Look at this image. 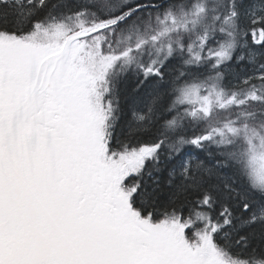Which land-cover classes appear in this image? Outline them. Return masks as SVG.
Segmentation results:
<instances>
[{
  "label": "snow or ice",
  "instance_id": "obj_1",
  "mask_svg": "<svg viewBox=\"0 0 264 264\" xmlns=\"http://www.w3.org/2000/svg\"><path fill=\"white\" fill-rule=\"evenodd\" d=\"M0 264H264V0H0Z\"/></svg>",
  "mask_w": 264,
  "mask_h": 264
}]
</instances>
